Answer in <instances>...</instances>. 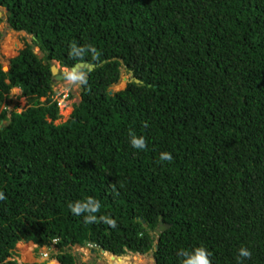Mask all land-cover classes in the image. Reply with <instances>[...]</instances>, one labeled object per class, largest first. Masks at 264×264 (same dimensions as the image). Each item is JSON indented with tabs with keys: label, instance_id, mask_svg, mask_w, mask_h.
Returning a JSON list of instances; mask_svg holds the SVG:
<instances>
[{
	"label": "trees",
	"instance_id": "obj_1",
	"mask_svg": "<svg viewBox=\"0 0 264 264\" xmlns=\"http://www.w3.org/2000/svg\"><path fill=\"white\" fill-rule=\"evenodd\" d=\"M0 7L43 53L27 44L7 71L0 61V264H19L20 242L54 246L58 264H77L68 246L125 256L155 245V264H181V249L201 246L212 264H237L241 247L252 252L243 264H264V0ZM73 44L95 46L99 60L72 58ZM78 63L95 67L59 123L52 66ZM122 70L140 84L130 76L111 94ZM17 88L24 102L12 110ZM161 152L173 160L160 162ZM88 197L115 228L70 211ZM161 221L170 228L157 239Z\"/></svg>",
	"mask_w": 264,
	"mask_h": 264
},
{
	"label": "rangeland",
	"instance_id": "obj_2",
	"mask_svg": "<svg viewBox=\"0 0 264 264\" xmlns=\"http://www.w3.org/2000/svg\"><path fill=\"white\" fill-rule=\"evenodd\" d=\"M7 14L8 12L6 11V9L0 7V61L5 70L8 69L11 59L18 56L27 44L33 45V48L39 57L43 56L40 48L34 44L32 36L24 32H15L9 27L7 23ZM128 78H130V76L126 73L125 70H122L120 83L112 87L111 90L113 92L123 90L127 85ZM54 91H56L58 95L61 108L60 113L62 117L58 122L63 123L68 120L70 114L72 113L73 104L77 100H81L78 94V91H80V86H69L65 83L64 79H62L60 80V82L54 85ZM71 92L77 94V100L70 96ZM19 95V90H15L12 92L10 98V102L12 103L11 108L14 109L16 108L17 103L24 102V99H20ZM4 124H6V122L2 123V125ZM50 250H52L49 255L50 259H48L47 261L49 262V264H52L51 259H54L53 255H56L57 250L54 246H52ZM68 250L75 256L77 264H155V259L151 253H148L146 255L129 253L128 255L114 257L113 259H111L110 254H106L101 250L92 248L68 246ZM31 252L32 246L30 244H25L23 245V247L22 245H19L16 258L21 259V262L24 263H34L35 259L29 256ZM42 252H45V250L43 249ZM119 258L124 259V261L119 262Z\"/></svg>",
	"mask_w": 264,
	"mask_h": 264
},
{
	"label": "clouds",
	"instance_id": "obj_3",
	"mask_svg": "<svg viewBox=\"0 0 264 264\" xmlns=\"http://www.w3.org/2000/svg\"><path fill=\"white\" fill-rule=\"evenodd\" d=\"M5 9H6V11L8 10L7 8H5ZM89 53L91 54L93 61L99 60L101 53L93 45H86L83 47H78L77 45L73 44L70 47L69 55L72 58H79L80 60H83L84 57ZM56 66L59 68V65H56ZM8 69H9V67H8ZM5 71H7V70H5ZM59 71H61V72H58V75L59 76L62 75L63 76L62 79H64L65 83L69 86H81V85H87V83H88V70L86 68H80L79 70H77L76 67H74L72 69H68V68L60 69L59 68ZM53 82L55 85L56 83L60 82V80H57L56 76H54ZM16 90L20 91L19 98L23 99L21 90L18 88ZM54 94H55L54 99L56 101H58V105L60 108V102H59V98H58L56 91H54ZM74 99L77 100L78 98H74ZM42 101H46V99L43 98ZM76 102H78V100ZM17 104L20 105L22 103H17ZM74 104H73V108H74ZM12 110H13V108H12ZM60 115H61V113H60ZM147 126H148L147 123H145L144 127H147ZM129 136H130V145L134 149L139 150V151L147 150V142L143 136H137L134 132H129ZM159 160L162 163L163 162H169L170 163L173 160V156L171 153L161 152L159 154ZM5 199H6V196H5L4 192L0 191V201H4ZM68 207H69L70 211L74 215H77V216L87 213V215L84 216V219L87 223H101V222H103L104 224H106L112 228L116 227V221L114 219L110 218L109 216H100L98 218L95 215V213H97L100 210L101 205H100L99 201L95 200L92 197H88L87 200H85V201H76L75 203H70L68 205ZM25 244H32L35 246L34 250H32V252L29 254V256H31L35 259L34 263H48L49 264V262L47 260L50 259L49 255H50V252L52 251V250H50L51 248H47V247L41 248L34 243H25ZM77 247H79V246H77ZM82 248H85V247H82ZM43 249L45 250V252H42ZM106 254H110L111 256H115V257H121V256L113 255L107 251H106ZM177 255L182 257L181 264H212V260L210 259L211 253L206 248H204L203 246L196 247L192 250L181 249L177 253ZM251 257H252V252L247 247H241L237 250V257H236L237 264H243V261L245 259H251ZM16 260L19 262V264H29V263L21 262V259H18V258H16ZM51 261H52V264L57 262V260H55V259H51Z\"/></svg>",
	"mask_w": 264,
	"mask_h": 264
},
{
	"label": "water",
	"instance_id": "obj_4",
	"mask_svg": "<svg viewBox=\"0 0 264 264\" xmlns=\"http://www.w3.org/2000/svg\"><path fill=\"white\" fill-rule=\"evenodd\" d=\"M7 11H8V10H7ZM74 67H76L77 70H79L80 68H89L90 70H93L95 66H94V65H89V64H87V63H78V64L75 65ZM74 67H73V68H74ZM7 70H8V69H7ZM58 72H59V68H58L56 65H53V66H52V73H53V75L56 76V79H57V80H61V79L63 78V76H62V75L59 76V75H58ZM130 76H131V81H134V82H136L137 84H140V80L136 79V78L134 77L133 74H130ZM110 93L112 94L113 91L111 90ZM169 228H170V225H166V224H164V223L161 221L160 224H159V226H158V228L155 230V232H154V234H153V237L159 239L158 236H159L162 232L168 230ZM157 249H158V245H155V250H154V251H157ZM154 251L152 250V251H150V253H151V254H154ZM102 252H103V253H106L105 250H102ZM112 257L114 258L115 256H112Z\"/></svg>",
	"mask_w": 264,
	"mask_h": 264
},
{
	"label": "crops",
	"instance_id": "obj_5",
	"mask_svg": "<svg viewBox=\"0 0 264 264\" xmlns=\"http://www.w3.org/2000/svg\"><path fill=\"white\" fill-rule=\"evenodd\" d=\"M19 245H22V247H23V245H25V243L20 242V243L17 245V250H18ZM30 245L32 246V250H34L35 246L32 245V244H30ZM20 249H22V248H20ZM22 254H23V253H22Z\"/></svg>",
	"mask_w": 264,
	"mask_h": 264
},
{
	"label": "bare ground",
	"instance_id": "obj_6",
	"mask_svg": "<svg viewBox=\"0 0 264 264\" xmlns=\"http://www.w3.org/2000/svg\"><path fill=\"white\" fill-rule=\"evenodd\" d=\"M110 258L113 259V257H112L111 255H110ZM138 259H139V257H138ZM118 261H119V260H118ZM137 261H138V260H137ZM119 262H121V261H119ZM136 264H137V263H136Z\"/></svg>",
	"mask_w": 264,
	"mask_h": 264
},
{
	"label": "flooded vegetation",
	"instance_id": "obj_7",
	"mask_svg": "<svg viewBox=\"0 0 264 264\" xmlns=\"http://www.w3.org/2000/svg\"><path fill=\"white\" fill-rule=\"evenodd\" d=\"M59 72H61V71H59Z\"/></svg>",
	"mask_w": 264,
	"mask_h": 264
}]
</instances>
